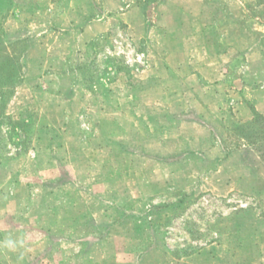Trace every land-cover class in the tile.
Returning <instances> with one entry per match:
<instances>
[{
	"label": "crops",
	"instance_id": "1",
	"mask_svg": "<svg viewBox=\"0 0 264 264\" xmlns=\"http://www.w3.org/2000/svg\"><path fill=\"white\" fill-rule=\"evenodd\" d=\"M234 1L244 8L241 0ZM255 2L258 20L264 24L260 18L264 5ZM20 7L14 3L0 13V40L11 57L21 55L22 81L6 115L28 123L25 135L31 146L24 162L14 157L2 165L0 160V189L8 185L15 191L8 201L0 197V264H85L84 252L92 253L90 264H108L115 257L116 264H146L157 253L172 256L176 252L168 247L163 226L168 215L191 206L201 195L225 200L245 183H253L257 191L254 178L264 182L263 157L253 151L247 137L236 134L264 116V104L252 103L256 96L249 92L240 111L225 107L228 86L234 82L227 83L231 68L225 60L213 63L205 55L201 62L188 50L196 44L183 35L191 29L180 21L185 12L172 11L177 18L166 28L161 22L152 24L153 41L170 49L138 71L139 84L147 88L150 81L159 88L172 72L185 75L181 104L171 101L161 110L154 102L140 101L137 88L124 77L115 85L101 79L85 99L66 98L64 65L71 64L77 78L86 63H92L97 28L106 29L107 24L89 17L83 25L64 27L52 19L35 30L52 37L38 36L29 32ZM203 9L198 0L197 11L185 14L201 15ZM87 49L90 60L82 64L78 54ZM259 54L251 49L246 55L250 78L257 75L251 67L260 61ZM262 81L259 93L264 95ZM84 122L90 131L82 128ZM234 140L239 143L231 146ZM26 168L32 179L16 181ZM248 197L236 201L230 217L238 221L251 246L264 249V192ZM254 208L260 213L241 216ZM215 235L221 238L219 232ZM115 240L121 242L119 249L97 252Z\"/></svg>",
	"mask_w": 264,
	"mask_h": 264
},
{
	"label": "rangeland",
	"instance_id": "2",
	"mask_svg": "<svg viewBox=\"0 0 264 264\" xmlns=\"http://www.w3.org/2000/svg\"><path fill=\"white\" fill-rule=\"evenodd\" d=\"M197 1L3 0L0 2V13L4 15L10 6L13 7L14 3H18L27 15V22L30 24L29 32L50 38L52 36H48L46 31L42 33V31L35 30L40 24L44 25L52 19L64 27H68L70 24L83 25L89 20V17H92L90 19L93 21L97 20L102 24H107L106 29L101 25L97 28L99 36L91 43L92 63L88 61L82 68V72L78 73L77 78H73V70H70L71 64L64 65L68 73V86L63 94L71 100L85 99L87 94L89 96V93L95 91L94 87L100 83L101 79L115 85L120 84L124 77V82L137 88L140 101L154 102L163 108L169 106L171 101L178 105L181 104L179 102L184 94L185 75H177L176 72H172L171 76H166L163 79L159 88L156 87L154 81H150L151 88L139 84L138 71L142 72L147 69L145 67H147L150 58L164 56L170 49L168 46L157 45L153 41L156 33L152 24L161 22L163 24L161 27L166 28L165 24H170L173 19L177 18L175 15H171L172 11L179 10L185 13L197 11ZM201 1L204 5L201 15L183 13L180 18L181 23L191 28L183 31V35H187L196 44L194 48L189 46L188 50L192 51L194 56H199L201 62L203 55L213 63H220L223 60L228 62L225 65L231 68V73L228 72L227 83L233 79L234 82L228 86V100L225 103L227 109L232 108V110L240 111L239 107L246 104L249 92L256 96L252 103L261 107L264 104V95L259 93V87L263 84L262 79H264V24L258 20L259 9L255 0H241L244 4L242 9L237 7L234 0ZM261 12L260 18L264 19V9ZM1 21L4 22V19L2 18ZM53 38V40H57L58 36ZM168 42V39L163 40V44ZM22 48L19 46V51ZM251 49H258L262 53L259 54L260 61L251 67L252 72L257 73L252 78L248 73L249 64L246 58ZM81 52L78 57L83 60L81 62L83 64L86 62L84 60H90V58L88 59L89 49ZM239 78L242 79V84L237 81ZM14 82H8L5 78L0 79V115L4 109L5 116H8L6 109L13 95ZM65 101L69 105V102ZM59 102L63 104L64 100ZM8 117L10 119L4 118L5 122L0 124V160L2 165L14 157L24 162L26 150L31 146L29 137L26 138L25 135L27 132L20 130V137L11 133L13 132L12 128L7 123L10 120L18 119ZM80 119L83 121L84 116L81 115ZM0 120H3L1 116ZM255 120L253 127L243 126L236 134L247 137L250 147L257 155H261L264 161V116H257ZM82 128L87 132L90 131V126L86 122L82 124ZM237 143L239 142L236 140L230 141L231 146H236ZM245 144L248 145L247 142ZM68 146L70 147V144ZM34 155L35 153L31 152V158H34ZM25 167L26 164L23 168ZM258 167L262 171L263 165L259 164ZM25 170L14 179L22 182L27 179L31 180L32 176L28 177L31 174L28 173L27 168ZM253 181L257 186V191H255L253 183H245L241 186V190H237L236 194L225 200L201 195L193 199L191 206L168 215L166 223L163 225L167 230L165 241L170 250L176 253L172 256L163 253L151 255L147 258L146 264H170L171 262L234 264L236 261H241L240 264H264V249L251 246L249 241L241 235L238 221L235 220V217H230L237 206L236 201L245 200V197L250 198L248 196L254 192H264V182L256 178ZM14 196V189L9 188L8 185L4 189H0V197L4 201L10 200ZM259 213L260 210L254 208V211L242 213L241 216H252ZM215 231L220 233L221 238L215 235ZM120 247L121 242L115 240L108 245L98 247L97 252L104 254L110 249L117 250ZM91 255L92 253L84 252L82 261L85 264H90ZM113 260L111 263L108 261V264H116L117 257Z\"/></svg>",
	"mask_w": 264,
	"mask_h": 264
},
{
	"label": "trees",
	"instance_id": "3",
	"mask_svg": "<svg viewBox=\"0 0 264 264\" xmlns=\"http://www.w3.org/2000/svg\"><path fill=\"white\" fill-rule=\"evenodd\" d=\"M258 2H259L258 3L259 5H264V0H258ZM21 71H22L21 55L17 59L11 57L10 53L7 50V47L4 45L2 40H0V79L5 78L8 80V82L15 81L13 86H12L13 87V93L15 91L16 85L21 83V81H22ZM0 116L3 118V120H0V124L5 122L4 118L5 119L9 118L8 116H5L4 109H3ZM7 124L10 125L12 128L13 132H11V133L17 137L21 136L19 134L20 130H22L23 132H27L28 127H29V125L26 121H22L20 119L16 120V121L10 120ZM258 248H259V246H258ZM253 257H251V259ZM234 262H231V263H234ZM240 262L241 261H238V262L236 261L234 264H240Z\"/></svg>",
	"mask_w": 264,
	"mask_h": 264
}]
</instances>
